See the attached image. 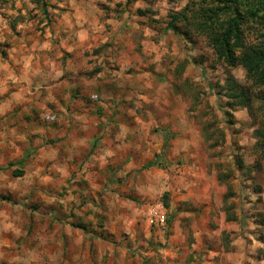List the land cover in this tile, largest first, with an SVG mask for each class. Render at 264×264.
Instances as JSON below:
<instances>
[{
    "label": "rangeland",
    "instance_id": "1",
    "mask_svg": "<svg viewBox=\"0 0 264 264\" xmlns=\"http://www.w3.org/2000/svg\"><path fill=\"white\" fill-rule=\"evenodd\" d=\"M220 1L0 0V264H264L263 102L229 108L245 70L168 31Z\"/></svg>",
    "mask_w": 264,
    "mask_h": 264
},
{
    "label": "trees",
    "instance_id": "2",
    "mask_svg": "<svg viewBox=\"0 0 264 264\" xmlns=\"http://www.w3.org/2000/svg\"><path fill=\"white\" fill-rule=\"evenodd\" d=\"M252 1L255 7L249 5L245 11L241 9L245 4L242 0H221L219 5L205 6L203 4L188 7L173 17L168 31L183 35L178 26L179 22L189 24L199 36L207 39L220 60L231 68L242 67L245 70L249 85L241 89L233 78H229L225 97L231 101L228 104L229 108L232 110L247 109L251 118L256 122V118L250 111L254 109L255 98L263 102L260 108L264 109V41H250L246 34L248 28L246 26L250 18L253 22L257 18H262L260 14L264 13V0ZM45 6L43 5L44 11L47 13ZM259 25L261 29H264L262 22ZM262 35L264 36V33ZM254 89L259 92L254 93L252 91ZM261 123L264 126V121ZM255 134L263 140L264 150V131H256ZM152 166L153 164L150 163L146 168ZM21 175L22 173H19V176Z\"/></svg>",
    "mask_w": 264,
    "mask_h": 264
},
{
    "label": "crops",
    "instance_id": "3",
    "mask_svg": "<svg viewBox=\"0 0 264 264\" xmlns=\"http://www.w3.org/2000/svg\"><path fill=\"white\" fill-rule=\"evenodd\" d=\"M231 229H235V227H232V226H229V225L224 227L222 225V230L223 231L227 230V232H230ZM223 256H225V258H226L225 261H227V262H229L231 264H239L240 261H245L247 259V254L243 253V250L237 249V248L231 250L230 252H223ZM242 263L243 262H241V264Z\"/></svg>",
    "mask_w": 264,
    "mask_h": 264
},
{
    "label": "built area",
    "instance_id": "4",
    "mask_svg": "<svg viewBox=\"0 0 264 264\" xmlns=\"http://www.w3.org/2000/svg\"><path fill=\"white\" fill-rule=\"evenodd\" d=\"M161 212L154 211L152 212V218L155 219L156 223L161 226H165L166 223L164 215L160 214Z\"/></svg>",
    "mask_w": 264,
    "mask_h": 264
}]
</instances>
